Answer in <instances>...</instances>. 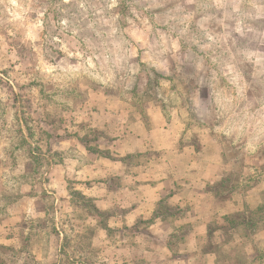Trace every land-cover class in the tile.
Wrapping results in <instances>:
<instances>
[{"label":"rangeland","instance_id":"obj_1","mask_svg":"<svg viewBox=\"0 0 264 264\" xmlns=\"http://www.w3.org/2000/svg\"><path fill=\"white\" fill-rule=\"evenodd\" d=\"M0 264H264V0H0Z\"/></svg>","mask_w":264,"mask_h":264},{"label":"crops","instance_id":"obj_2","mask_svg":"<svg viewBox=\"0 0 264 264\" xmlns=\"http://www.w3.org/2000/svg\"><path fill=\"white\" fill-rule=\"evenodd\" d=\"M163 184H165L164 182H162Z\"/></svg>","mask_w":264,"mask_h":264}]
</instances>
